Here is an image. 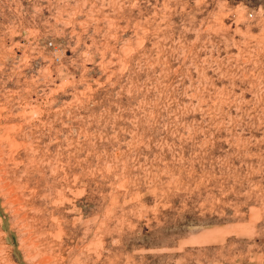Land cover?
<instances>
[{
    "label": "rangeland",
    "instance_id": "374dc122",
    "mask_svg": "<svg viewBox=\"0 0 264 264\" xmlns=\"http://www.w3.org/2000/svg\"><path fill=\"white\" fill-rule=\"evenodd\" d=\"M0 149V264H264V0H0Z\"/></svg>",
    "mask_w": 264,
    "mask_h": 264
},
{
    "label": "bare ground",
    "instance_id": "6f19581e",
    "mask_svg": "<svg viewBox=\"0 0 264 264\" xmlns=\"http://www.w3.org/2000/svg\"><path fill=\"white\" fill-rule=\"evenodd\" d=\"M1 150V149H0ZM4 188V187H3ZM14 191V190H13ZM14 199V198H13ZM15 200V199H14ZM12 204H14V203H12ZM28 225V224H27ZM33 241V240H32ZM33 243V242H32ZM33 245V244H32ZM47 256V255H46ZM49 258H52V257H49ZM45 261H47V260H45ZM47 263H49V261L47 262Z\"/></svg>",
    "mask_w": 264,
    "mask_h": 264
}]
</instances>
